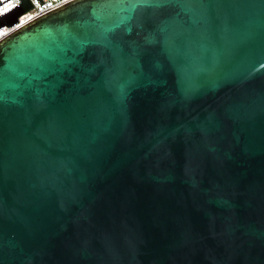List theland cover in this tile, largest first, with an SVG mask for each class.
Returning a JSON list of instances; mask_svg holds the SVG:
<instances>
[{
  "label": "water",
  "instance_id": "water-1",
  "mask_svg": "<svg viewBox=\"0 0 264 264\" xmlns=\"http://www.w3.org/2000/svg\"><path fill=\"white\" fill-rule=\"evenodd\" d=\"M0 264H264V0H73L6 36Z\"/></svg>",
  "mask_w": 264,
  "mask_h": 264
},
{
  "label": "built area",
  "instance_id": "built-area-1",
  "mask_svg": "<svg viewBox=\"0 0 264 264\" xmlns=\"http://www.w3.org/2000/svg\"><path fill=\"white\" fill-rule=\"evenodd\" d=\"M5 0H1V2H4ZM44 4H40L38 0H31L34 7L26 11L24 14L18 17L19 21L15 23L14 25L8 27L7 25H4L0 28V42L8 35L13 33L15 30L20 28L21 26L31 22L32 20L45 15L63 5L66 3L73 1V0H43ZM49 1V2H47ZM21 0H8L5 3L0 5V15L3 13L9 11L10 9L16 7L17 5L21 4Z\"/></svg>",
  "mask_w": 264,
  "mask_h": 264
}]
</instances>
